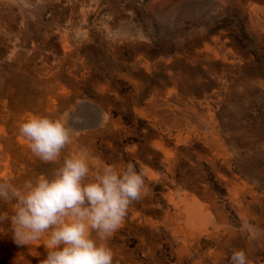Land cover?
Masks as SVG:
<instances>
[{
    "label": "rangeland",
    "instance_id": "rangeland-1",
    "mask_svg": "<svg viewBox=\"0 0 264 264\" xmlns=\"http://www.w3.org/2000/svg\"><path fill=\"white\" fill-rule=\"evenodd\" d=\"M34 115L73 129L64 155L145 170L113 264H264V0H0V179L53 167ZM45 255L0 224V264Z\"/></svg>",
    "mask_w": 264,
    "mask_h": 264
},
{
    "label": "clouds",
    "instance_id": "clouds-1",
    "mask_svg": "<svg viewBox=\"0 0 264 264\" xmlns=\"http://www.w3.org/2000/svg\"><path fill=\"white\" fill-rule=\"evenodd\" d=\"M19 136L49 173L15 184L0 179V224L20 247L43 246L38 264H113L107 241L121 228L130 206L146 192V172L135 163H99L86 151L64 155L73 129L61 119L34 115L17 123ZM231 264H248L234 250Z\"/></svg>",
    "mask_w": 264,
    "mask_h": 264
}]
</instances>
